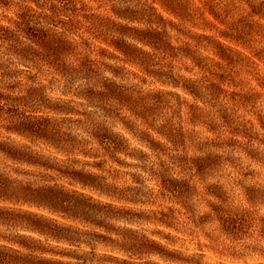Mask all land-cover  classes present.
<instances>
[{
  "label": "clouds",
  "instance_id": "obj_1",
  "mask_svg": "<svg viewBox=\"0 0 264 264\" xmlns=\"http://www.w3.org/2000/svg\"><path fill=\"white\" fill-rule=\"evenodd\" d=\"M9 256L264 264V0H0Z\"/></svg>",
  "mask_w": 264,
  "mask_h": 264
},
{
  "label": "trees",
  "instance_id": "obj_2",
  "mask_svg": "<svg viewBox=\"0 0 264 264\" xmlns=\"http://www.w3.org/2000/svg\"><path fill=\"white\" fill-rule=\"evenodd\" d=\"M5 259L7 260V264H20V258L17 256L0 257V264H4ZM25 264H27V258H25Z\"/></svg>",
  "mask_w": 264,
  "mask_h": 264
},
{
  "label": "rangeland",
  "instance_id": "obj_3",
  "mask_svg": "<svg viewBox=\"0 0 264 264\" xmlns=\"http://www.w3.org/2000/svg\"><path fill=\"white\" fill-rule=\"evenodd\" d=\"M210 14H211V13H210ZM213 19L215 20V19H216V17H215V16H213ZM221 47H223V45H222Z\"/></svg>",
  "mask_w": 264,
  "mask_h": 264
}]
</instances>
